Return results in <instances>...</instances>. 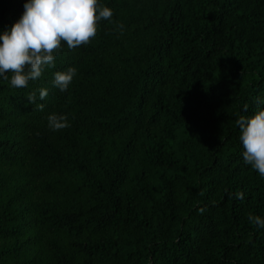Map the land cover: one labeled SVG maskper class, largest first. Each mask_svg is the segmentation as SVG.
I'll list each match as a JSON object with an SVG mask.
<instances>
[{
  "label": "trees",
  "instance_id": "16d2710c",
  "mask_svg": "<svg viewBox=\"0 0 264 264\" xmlns=\"http://www.w3.org/2000/svg\"><path fill=\"white\" fill-rule=\"evenodd\" d=\"M25 2L0 0V33ZM99 3L89 44L27 88L0 78V264H264V177L235 123L264 109V0Z\"/></svg>",
  "mask_w": 264,
  "mask_h": 264
},
{
  "label": "clouds",
  "instance_id": "9594fccd",
  "mask_svg": "<svg viewBox=\"0 0 264 264\" xmlns=\"http://www.w3.org/2000/svg\"><path fill=\"white\" fill-rule=\"evenodd\" d=\"M23 7L20 19L0 33V78L15 89L27 88L29 81L40 78L46 68L55 67L62 45L74 50L89 44L97 35L100 21H110L113 16L111 8L99 0H26ZM119 27L123 29V25ZM76 73L75 67L54 72L53 86L67 91ZM37 91L40 100L48 95L46 88L33 90L27 96L30 104L36 102ZM261 102L257 98V103ZM36 107L43 111L45 106ZM47 123L52 131L70 126L66 115L56 113L47 116ZM235 123L244 163L264 177V109L251 116L241 115ZM236 196L243 200V193L237 192ZM248 219L264 227V219L259 216L249 214Z\"/></svg>",
  "mask_w": 264,
  "mask_h": 264
}]
</instances>
